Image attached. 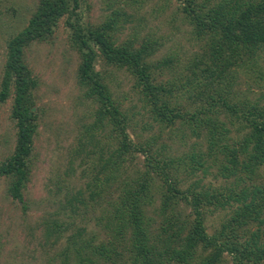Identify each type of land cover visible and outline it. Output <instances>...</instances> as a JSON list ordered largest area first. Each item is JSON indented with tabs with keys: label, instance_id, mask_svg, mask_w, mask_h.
<instances>
[{
	"label": "trees",
	"instance_id": "trees-1",
	"mask_svg": "<svg viewBox=\"0 0 264 264\" xmlns=\"http://www.w3.org/2000/svg\"><path fill=\"white\" fill-rule=\"evenodd\" d=\"M178 2L184 20L202 43L200 53L179 65L177 58L155 60L158 41L122 37L125 23L134 18L124 8H116L100 23L85 24L80 14L83 0H40L27 24L6 40L0 107L13 99L10 117L16 143L0 162V176L8 180V195L24 203L25 211V189L41 121L40 82L27 50L33 43L50 40L65 17L71 46L81 58L77 82L95 108L94 119L84 132L92 150L101 148L99 168L88 183L90 200L72 194L66 206L74 214L77 202L94 210L99 206L97 223L102 230L88 238L84 237L86 227L77 226L67 237L62 264H264V187L257 184V178L240 193L222 186L205 187L203 179L184 187L187 178L199 171L208 174L213 167L217 175L227 178L230 169L241 166L255 172L264 165V102H253L248 96L240 100L237 92L243 76L250 80L251 72H256L264 77V0ZM99 64L125 68L154 118L171 126L180 121L200 139L193 145L195 149L176 155L165 145L155 150L154 139L136 143L128 129L124 103L115 96L108 69H99ZM172 66L176 68L172 70ZM164 69L179 74L180 84L172 86L171 81L162 80ZM185 71L189 74L184 75ZM180 86L185 90L182 94ZM221 106L244 125L239 150L229 143L228 130L214 115ZM239 153L246 160H239ZM140 154L145 156L143 167L136 162ZM157 201H161L163 222L152 233L149 208ZM232 202L243 205L233 208V216L210 232L207 215L231 208ZM239 218L246 227L241 225V231H249L243 241L232 231ZM252 224L257 225L256 230L250 228ZM67 228L60 219H50L47 234H60Z\"/></svg>",
	"mask_w": 264,
	"mask_h": 264
},
{
	"label": "rangeland",
	"instance_id": "rangeland-1",
	"mask_svg": "<svg viewBox=\"0 0 264 264\" xmlns=\"http://www.w3.org/2000/svg\"><path fill=\"white\" fill-rule=\"evenodd\" d=\"M39 1L0 2V83L5 63L6 40L27 24ZM179 5L178 0H168L165 4L164 0H83L80 14L85 24H97L112 15L116 8H124L129 15L134 14V18L125 23L122 37L136 36L138 42L144 38L158 41L160 46L155 50V60L163 56L177 58L179 65L202 50V43L193 35L192 27L184 20ZM65 18L59 23L50 40L33 43L27 50L29 64L40 82L37 96L41 121L35 137L31 177L24 195L27 211L24 210V203L13 200L8 195V180L0 176V264H62L61 253L66 246L67 237L77 226L86 227L84 237L88 238L93 232L102 230L97 223V218L101 215L99 206L94 210L91 205L86 207L83 204L82 207V204L77 202V214L71 213V207L66 206L68 195H81L84 200H90L88 183L92 182V177L99 168L101 148L92 150L84 133L85 126L94 119L95 108L78 85L77 73L81 58L78 51L71 46V33ZM104 67L108 69L109 82L115 96L124 103L123 109L128 113V129L136 143L154 139L155 150H161L165 145L167 150L176 155L195 149L193 145L200 139L196 138L190 129L182 127L180 121L171 126L161 124L154 118L149 106L145 105L134 87L133 77L125 68L119 70L98 65L99 69ZM170 68L173 70L176 67ZM183 73L189 74L188 71ZM251 73V77L248 75L250 80L243 76L240 89L236 90L242 97L240 100L248 96L253 102L256 99L264 102V77H260L256 72ZM180 77L179 74L164 69L161 79L171 81L172 86H176L181 82H177ZM167 85L171 86L170 82ZM184 92V88L180 86L179 93ZM240 100L236 101L238 105H241ZM12 102L13 99H9L0 107V162L12 152L16 143V129L10 117ZM215 110V117L223 122V127L228 130L229 143L239 150L245 133L241 129L244 125L229 115L224 107H217ZM201 149L205 150V147L202 146ZM103 154L108 155L107 147L104 148ZM238 157L239 160H246L244 154L239 153ZM144 158L143 154L138 155V166L143 167ZM230 166L228 169L232 168ZM227 173H231L227 178L222 174L217 175L216 167L211 168L208 174L199 171L197 175L187 178L184 187L203 179L201 184H205V187L222 186L240 193L245 187L250 188L256 178L257 184L264 187L262 164L255 172H249L239 166L237 169L228 170ZM231 204V208L212 210L207 215L206 223L210 232L220 226L226 218L233 216V208L243 205L241 202ZM160 207L161 201H157L149 208L152 233L158 232L157 228L163 222ZM70 215L71 218L68 217ZM55 218L63 221L68 228L60 234L51 233L48 236V223L50 219ZM241 225L242 219L239 218L232 231L243 241L249 231H241ZM250 228L256 230L257 225L252 224ZM101 236H105L104 233H101Z\"/></svg>",
	"mask_w": 264,
	"mask_h": 264
}]
</instances>
